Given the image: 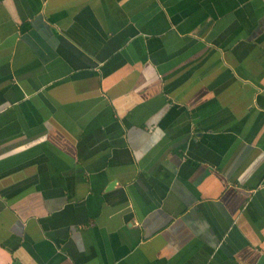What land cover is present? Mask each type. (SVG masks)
Segmentation results:
<instances>
[{
    "label": "crops",
    "instance_id": "obj_1",
    "mask_svg": "<svg viewBox=\"0 0 264 264\" xmlns=\"http://www.w3.org/2000/svg\"><path fill=\"white\" fill-rule=\"evenodd\" d=\"M0 264H264V0H0Z\"/></svg>",
    "mask_w": 264,
    "mask_h": 264
}]
</instances>
